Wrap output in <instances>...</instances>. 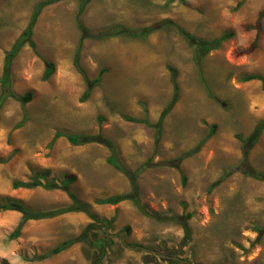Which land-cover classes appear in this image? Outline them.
<instances>
[{
    "label": "rangeland",
    "instance_id": "obj_1",
    "mask_svg": "<svg viewBox=\"0 0 264 264\" xmlns=\"http://www.w3.org/2000/svg\"><path fill=\"white\" fill-rule=\"evenodd\" d=\"M44 1L0 0V80L6 53ZM168 1L91 0L80 17L78 0L42 10L32 34L35 49L25 44L12 62L10 82H0V205L68 206L63 184L74 177L69 190L93 215L113 221L96 224L85 240L50 255L64 241L78 239L92 219L68 213L29 221L18 232L22 214L1 211L0 264H95L93 242L103 238L111 244L98 264H264V234L257 231L264 228V181L246 173L264 174V131L247 158L242 142L264 122V17L256 39L248 21L256 23L258 13L246 12L245 0H186L190 6ZM79 23L94 35L116 26L153 31L84 40L81 72L74 63ZM179 27L195 39L225 40L199 68L197 48ZM46 62L55 70L44 81ZM102 70L101 81L83 99L88 81ZM250 75L259 78L245 81ZM173 77L180 98L163 120L156 146L154 125L174 96ZM28 92L33 98L23 107ZM124 116L147 119L151 126ZM59 134L111 140L118 159L139 172L140 201L157 216L144 215L129 200L96 204L129 193V179L107 162V146L74 145ZM36 179L41 186L14 188ZM185 217L189 239L181 224Z\"/></svg>",
    "mask_w": 264,
    "mask_h": 264
},
{
    "label": "trees",
    "instance_id": "obj_2",
    "mask_svg": "<svg viewBox=\"0 0 264 264\" xmlns=\"http://www.w3.org/2000/svg\"><path fill=\"white\" fill-rule=\"evenodd\" d=\"M60 1H63V0H47L44 2H40L36 6L27 28L22 33V35L18 38V40L14 43V45L12 46L10 51H8L5 55L4 73H3V78L0 80V82L3 85H7L10 82V71H11L12 62L16 58V56L19 54V52L23 48V46L25 44L29 43V45L33 49H35V44L32 41V34H33L34 29H35L38 17L40 16L42 10L46 6H49L51 4H55V3L60 2ZM175 1L176 0H169L168 3H174ZM90 2H91V0H78V3H79L78 4V17H80L84 13L86 6ZM180 2L185 6H190L186 0H180ZM239 4H242V3H239ZM263 17H264V12L260 14V18L258 19L257 24L255 26V28L258 31L257 39L259 38V35L261 33V30H262L261 18H263ZM78 26L82 32V35H81L79 46H78L77 51H76L74 63L76 65L77 69L81 72H83V70L80 67V56H81L82 42L84 40L90 39V38L104 39L107 37L120 36V35H127V36H131V37H135V38L138 37L139 38V37H144L153 31L152 28L135 31V30L128 29L126 27L116 26L112 29L113 31H106V32L98 33V34L94 35V34H91L89 31H87L81 25V23H79ZM179 31L187 40H189L191 45H193L197 48V51L195 54V59L199 65V68H201V62H202L203 58L210 51L219 48L221 43L225 40L222 38L219 40L208 42V41H204V40L195 39L194 36L187 33L184 29H182L180 27H179ZM107 32H109V33H107ZM256 45H257V40L255 41L252 48L255 47ZM54 70H55L54 64L50 63V62H46V69H45V72L43 75V80L47 81L53 75ZM103 74H104V70H102L100 72V75L95 80L88 81V88H87V90L83 96V99L90 96L92 87L97 85L101 81ZM258 78H259L258 76L250 75V76L245 77L244 80L250 81V80H254V79H258ZM172 82L174 85V96L172 98V101L162 111L158 123L154 125V127L156 128V132H157L156 146L161 141L162 131H163V128H162L163 120L171 112V110L174 108V106L177 104V102L179 101V98H180L179 85L177 84L176 77L172 78ZM32 98H33L32 92L26 93L21 99L22 106L25 107V105L27 103H29L32 100ZM1 105H2V100L0 99V107H1ZM124 119L126 121L144 123L148 126H151L149 124V122L147 121V119H135V118L128 117V116H124ZM263 131H264V122H260L255 127L253 133L248 138L242 139V142H243L244 147H245L244 155L246 158L248 157L249 151L257 144V142L260 139ZM59 136H66L67 139L69 140V142L71 144H74V145H83V144H87V143H99V144H103V145L107 146L111 151V156L107 159V162L109 164H111L112 166H114L119 171H121L123 174H125L127 176V178L129 179L130 185H131V191L129 193L100 199V200L96 201V204L116 206L121 202L129 200V201L133 202V204L144 215L152 216V217L157 216V215H150L149 212L147 211L146 207L144 205H142V203L140 201L139 185H138L139 172L129 170L118 159L116 146L111 140L104 139L101 137H87V136H82V135H64V134L62 135V134H59ZM175 167H179V165L176 164ZM246 173L264 181V174L254 172V171H248ZM74 180H75L74 177L66 178L64 181V184H63V188L66 190L68 197L71 200V203L68 206H64V207L52 209V210H31L30 208H27V207L21 205L20 203L12 202L10 204L0 205V212L4 211V210H17L22 214L21 220H20L18 228H17L18 232L22 230V228L25 226V224L27 222L32 221V220L49 219V218L57 217V216H60L63 214L74 213V212H81V213L87 214L92 219V223L86 228L84 233L78 239H70V240L64 241L59 246H57L55 249H53L52 252L50 253V255L60 254L64 250L71 247L77 241L85 240L87 234L89 233V230L90 229L92 230L96 224H102V225L108 226L113 221V220H107V219H99L97 216L93 215L90 211V205L81 202L75 196V194L69 190L70 185L74 182ZM185 182H186V178H184V183ZM41 185H42V183L38 179H36V180H34L32 182H28V183L16 182V183H14V188H16V189H18V188H33V187H37V186H41ZM45 186L47 188H58V185H56L55 183H47V184H45ZM181 224L184 228L186 239L191 238V229L188 226L186 217L184 219H182ZM127 230H129V229H127ZM257 231L259 232V236L264 234V228H258ZM108 244H109V246L111 244L109 238H103V239H99V240H96L93 242V246L98 252V257L95 261L96 262L95 264L100 263L102 258L105 256L106 250L108 248Z\"/></svg>",
    "mask_w": 264,
    "mask_h": 264
},
{
    "label": "crops",
    "instance_id": "obj_3",
    "mask_svg": "<svg viewBox=\"0 0 264 264\" xmlns=\"http://www.w3.org/2000/svg\"><path fill=\"white\" fill-rule=\"evenodd\" d=\"M188 1V0H187ZM203 0H192V1H188L189 3H193L195 4V2H199V4L202 2ZM228 1H232V0H228ZM235 0L232 1V3L234 2ZM239 1V2H238ZM244 0H237L236 4L235 5H239L240 2H242ZM246 2L243 4V8L246 12L249 13V11L251 10H254L255 12L254 13H258V15L256 16L257 17V20H256V23H254V21H248V23L250 24H253V26H250L252 27L251 29L252 30H255L257 32V35H258V31L257 29L255 28L256 24H257V21L258 19L260 18V14L263 13L262 11L264 10V0H245ZM175 3V2H174ZM234 5V4H233ZM251 9V10H250ZM261 12V13H260ZM251 15V14H250ZM256 19V18H255ZM263 18H261L262 20ZM257 39V38H256Z\"/></svg>",
    "mask_w": 264,
    "mask_h": 264
}]
</instances>
